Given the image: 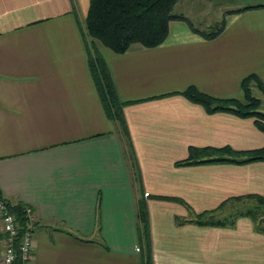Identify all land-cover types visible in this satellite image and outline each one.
I'll use <instances>...</instances> for the list:
<instances>
[{"label": "crops", "instance_id": "obj_1", "mask_svg": "<svg viewBox=\"0 0 264 264\" xmlns=\"http://www.w3.org/2000/svg\"><path fill=\"white\" fill-rule=\"evenodd\" d=\"M89 4L0 0V194L36 217L33 264H142L140 191L93 80L91 43L133 101L124 114L153 264H264V160L176 165L191 147L264 148L255 118L182 94L243 102V78L264 83V8L227 14L212 39L173 20L160 46L118 54L85 34Z\"/></svg>", "mask_w": 264, "mask_h": 264}, {"label": "trees", "instance_id": "obj_2", "mask_svg": "<svg viewBox=\"0 0 264 264\" xmlns=\"http://www.w3.org/2000/svg\"><path fill=\"white\" fill-rule=\"evenodd\" d=\"M180 1L182 0H90L85 18V34L93 42L98 41L115 53L122 54L127 52L134 43H139L146 48L160 46L165 42L169 24L173 20L185 21L196 33L207 39L215 38L225 29L226 16L222 21L207 29L196 27L185 13L175 12V6ZM226 1L238 3L241 0ZM253 8H264V4L231 9L225 14ZM89 66L106 115L116 125V133L122 144L126 160L131 167L130 171L134 182L139 187L137 217L142 264H153L147 197L144 193L141 170L124 114V107L133 101H124L119 98L110 71L93 43H91ZM241 88L244 93L243 102L238 99L215 98L200 92L195 87H189L182 94L193 102L204 106L209 113L230 112L240 117L255 118L257 127L264 132V83L257 75L250 74L241 81ZM255 89L260 92V96L255 94ZM230 156H234V158ZM256 160H264V148L248 153H238L230 147L220 149L191 147L188 158L179 161L176 165L222 162L243 164ZM0 198L7 202L9 209L17 214L20 224L24 225L26 221L25 207L21 204L15 206L10 204L1 194ZM204 217L205 213L198 217L199 223L206 224ZM22 233L23 230L19 232V236ZM15 264H21L19 257Z\"/></svg>", "mask_w": 264, "mask_h": 264}, {"label": "built area", "instance_id": "obj_3", "mask_svg": "<svg viewBox=\"0 0 264 264\" xmlns=\"http://www.w3.org/2000/svg\"><path fill=\"white\" fill-rule=\"evenodd\" d=\"M26 221L21 225L16 213L7 202L0 198V221L3 233V250L0 264H15L17 257L21 264H33V242L36 229V217L30 208H25ZM23 230L21 236L19 232Z\"/></svg>", "mask_w": 264, "mask_h": 264}, {"label": "rangeland", "instance_id": "obj_4", "mask_svg": "<svg viewBox=\"0 0 264 264\" xmlns=\"http://www.w3.org/2000/svg\"><path fill=\"white\" fill-rule=\"evenodd\" d=\"M260 3H264V0H241L238 3H231L226 0L219 2L213 0H182L175 6V12L185 13L188 17H190L196 27L207 29L209 26L211 27L222 21L223 17L228 14L225 13L231 9ZM254 92L256 95L260 96V92L257 89H255ZM246 207L247 206H245V209ZM253 208L255 207H252L251 209ZM243 209L244 208L238 211H242ZM232 210H230V212ZM259 210H262V208L259 207ZM235 211L237 210H235L234 207L232 213Z\"/></svg>", "mask_w": 264, "mask_h": 264}]
</instances>
